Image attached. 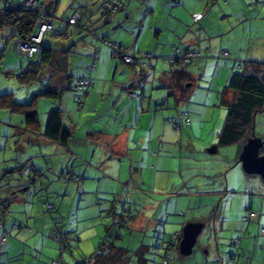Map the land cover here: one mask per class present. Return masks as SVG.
I'll list each match as a JSON object with an SVG mask.
<instances>
[{
	"label": "rangeland",
	"instance_id": "1",
	"mask_svg": "<svg viewBox=\"0 0 264 264\" xmlns=\"http://www.w3.org/2000/svg\"><path fill=\"white\" fill-rule=\"evenodd\" d=\"M47 1L41 0V3L48 7ZM52 1L56 2L55 8L59 7L54 13L58 20L54 28L46 34L44 44L48 48L59 51L56 63L53 66L51 64L46 66L39 79L34 80L27 72L30 68L29 56L17 53L14 48L17 38L11 37L12 31L9 27L1 28L0 95L9 93L18 103L30 102L36 97L39 118H47L50 110L62 109L65 123L70 126H83L87 120L105 113L100 101L96 102L94 107L88 102L83 105V108H79L77 96L73 92H66L62 98L48 97L43 94L45 90H60L63 86L57 78L59 71H56L57 62L61 60L60 51L72 46L85 50L86 45L91 44L92 37L91 35L83 37L75 26H67L65 22L59 21L62 16L72 14L70 4H79L82 0ZM233 2L234 0H219L220 5L229 3L232 9L234 8ZM87 4L83 6L85 5L92 13V15L89 13L91 16L87 15L85 19L90 25L101 24L102 28L112 25L113 17L104 16L100 0H87ZM215 6L218 5L215 4L210 9ZM258 8L263 9L264 14V3L257 4L254 13L258 12ZM235 9H239L238 5ZM174 11L178 12V9ZM188 12L185 11L188 22L185 21L183 27L178 31L175 28V31L167 29L166 35L161 38L163 40L166 36H170L168 42L172 44V48L178 43L183 49L186 44L188 39L186 25L190 26L189 22L192 19V14ZM241 13H243L242 10ZM141 16L140 11L135 22H140ZM164 17L167 16L164 15ZM261 18V27L264 28V15ZM127 21L125 18L117 28L125 39L131 37L129 31L122 32L119 29L124 28ZM131 21H133L132 18ZM168 21L170 20H163V22ZM250 23L251 20L246 22V27L251 26ZM240 28L242 29L240 26L238 31L241 32ZM64 32L68 33L67 38L57 36ZM235 33L237 32L231 34ZM181 37L184 38V42L181 41ZM248 37L246 41L241 40L239 44L241 48L237 51V55H221L224 50L221 49L220 52L212 51L213 56L196 57L189 63L178 64V69L185 68L191 75V79L187 81L189 97L178 108L180 111L191 112V124L183 125L179 132L171 122L175 144L173 146L164 145L161 155L165 156V162L159 164L161 171L158 173L154 172L155 150L152 149L150 170L143 168L144 164L140 165L143 169L142 178L135 180L134 176V180L132 179L130 168L133 161L123 156L122 170H120L121 180L104 176L99 180L94 179V181H89L93 190L83 195L78 194L77 191L66 194L62 185L68 187L70 184H64L57 178L49 180L48 176H39L42 182L38 181L37 188L28 181H24L22 182L23 188L13 193L9 192L6 186L14 184L20 173L18 171L11 173L16 177L11 183L1 180L0 264H79L90 260L99 252L102 242L107 244L114 242L117 246L128 250L123 264H137L136 251L142 247L149 264H161L165 249L159 250L158 244L168 245L178 232V227L183 230V227L190 222L204 224L193 253L183 255L180 248H176L175 253H179L182 259L193 263L198 261L200 256L212 257L213 248L219 258V262L216 261L217 264H222V259L223 264H231L229 253L232 249L229 241L223 240V238H230V230H226V233L222 232L228 229L226 223L229 226L234 225V221L228 218L230 212L238 214L242 209V212L247 213L245 211L247 208V218L250 210H257L260 216L249 220L250 222H246L244 218L246 228L237 237L241 240V247L233 252L252 257L250 264H264L262 247L264 235L259 233L261 226H264V179L260 175L245 172L241 161V153L245 144L221 146L217 152H210L212 147L218 146V134L227 116L224 102L226 98L228 99V95L223 94L224 87L234 73L245 70L242 67L243 64L248 65L250 61L264 62V34H258L255 31L249 38L250 41ZM237 41L236 47L239 46ZM148 42H151L150 38L147 39ZM124 43L127 45L129 41H124ZM159 59L163 64L168 62L164 61L162 56ZM118 62L119 60L111 58L110 50L104 62L103 51L98 68L107 63L111 71L109 77L114 75L120 77L121 75L116 71ZM60 71L63 72L61 68ZM97 72L98 69L93 75L95 76ZM93 108L99 110L93 111ZM10 117L19 120L23 118L22 115L12 113L9 109L0 108V132L11 127L8 121ZM254 134L257 138L264 140V111L256 116ZM20 136L17 138L16 136L4 137L1 140L0 177L2 178L6 171L10 172L17 166L19 152L22 150L23 153L29 152L23 140L19 143ZM40 160L41 158L38 159ZM24 172L29 173L28 166ZM123 183L129 184V191H126L125 195H119L124 193ZM99 184L101 185L100 190L97 188ZM77 185L76 182L71 184L72 187ZM49 186H61V191L50 192ZM2 199L9 200L10 208H7L11 210L10 212L2 206ZM48 204L52 205V209L48 208ZM223 213L226 223H223L222 229ZM134 216L137 219H134ZM122 217L130 218V221L126 226H117L116 224L121 221ZM54 230L64 231L67 234L68 239L65 245L55 238ZM217 239L224 242L225 255H223L224 252L218 254ZM222 247L220 244V249ZM207 249L209 253L206 252ZM172 261L175 262L174 259Z\"/></svg>",
	"mask_w": 264,
	"mask_h": 264
},
{
	"label": "crops",
	"instance_id": "2",
	"mask_svg": "<svg viewBox=\"0 0 264 264\" xmlns=\"http://www.w3.org/2000/svg\"><path fill=\"white\" fill-rule=\"evenodd\" d=\"M125 2L126 9L113 16L111 21L112 25L102 28V25L98 24L95 27L99 29L102 28L98 31L101 37L106 36L124 45H126L124 41H129L127 45L130 47L132 53L148 51V53L153 56L151 59L153 64L152 68L147 71L143 70L140 65L134 67L119 61L116 65V71H118L121 76L116 77V75H114L110 78L109 73L111 71L108 69L109 65H107V63L98 68L102 52L104 51L105 62L107 54L109 55V48L91 37L92 45H90L89 48L85 50L74 48L73 52L68 54L64 60L62 59L64 55H62L61 60L57 62L58 69L56 71H59V73H57V78H59L61 84L64 85L68 76L72 80L76 77L87 76V67L92 62L94 47H100L98 63L95 68V70L98 69V72L95 76L93 75L95 70L91 73V76L94 78V86L83 95V105L90 102L94 107L96 102L98 103L100 101L99 103H102L105 113L98 114L91 118V120H87L86 124L83 126H70L64 122L73 132V136L67 145H62L44 135L47 121L46 117L44 119L40 118V129L38 132L20 130L25 126L24 118H20L19 120L13 119V117L8 119L11 127L0 132V147L2 145L1 140L4 137L16 136L17 138L21 135L19 143L23 140L24 146L29 149L28 153H23V150L19 152L17 166L31 159L27 165L29 170L32 169V167H40V169L45 170L51 169V171L49 170L44 176H48L47 178L49 180L55 178L59 180L63 172H70L80 176L81 180L80 182H76L78 184L76 187L71 186L75 181L64 183L70 184L68 187H63L62 185L66 194H70L72 191H77V193L81 195H83V193H88L93 190L90 187L92 184L89 183V181H94V179L99 180L102 176L108 177L109 179L113 177L114 180H121L122 176L120 170H122L121 162L123 156L129 157V159L133 161V165L130 168V174L133 180L134 176L135 180L142 178L143 169L140 165L144 164L142 167L150 170L149 163L151 161L152 149L155 150V155L153 156L155 158L154 172L156 174L161 171L159 169V164L165 162V156L161 155L164 145L171 144L173 146L175 144L174 137L172 136L174 131L170 119L176 116L180 105L176 103L174 97L169 96L170 86L175 82V79L172 77V72L178 69V63L166 61L169 65L167 63L163 64L161 59H159V57L162 56L165 61V57L173 55L178 43L174 44L172 48V44L168 42L170 36H166L163 40H161V38L163 35H166L165 31L167 29H170V31H175L176 29V31H178L179 28L183 27V24L185 25V21L188 22L185 11H189L192 14V19L189 22L191 25H186L188 28L186 34L188 39L185 37L187 41L183 49L198 48L203 51L211 50L219 52L221 49H225L229 52V56L230 54L237 55V51L241 48L239 45L241 40L246 41L248 35H250L248 37L249 39L255 31H257L258 34H264V28L261 27V17L264 15L263 9L258 8V12L254 13L256 5L261 2L264 3V0H234L233 9L229 7V3L227 5H220L219 1L215 3L218 6L210 9L211 6L215 5L211 4L210 0H125ZM47 3L50 11L54 13L58 11L59 7L55 8L56 2L48 0ZM85 3L88 5L87 0H82L79 4H70L72 14L76 11L80 12L81 10L91 13L85 5L83 6ZM237 5L239 9H235ZM174 9H178L179 13L174 11ZM241 10L243 13H241ZM140 11L142 15L141 23L135 22ZM165 11L166 13L164 14ZM168 11H170V14H168ZM204 11L206 12L203 18L199 21H195L193 15L204 13ZM237 11H239L238 14L236 13ZM164 15L167 17H164ZM125 18L128 20L127 24L124 28L119 30L122 32L129 31L131 37L127 39L122 37L121 33L117 30L124 22ZM131 18L134 22L131 21ZM164 19L170 21L163 22ZM249 20H251V26L246 27L245 24ZM106 23V20H104V24ZM240 26L242 27V29L240 28V30H242L241 32L238 31V27ZM235 31L237 33L231 34ZM149 38L151 42L147 43V39ZM236 40H238L237 45H239L237 47ZM181 41L184 42L183 37H181ZM145 43H147V45H144ZM111 58L114 57L111 56ZM59 65L63 72L60 71ZM60 73L62 75H60ZM123 75L125 76L123 77ZM164 98H167V107L160 109L157 107V104ZM98 110V108H93V111ZM169 137L172 138L170 139ZM40 158L41 160L38 161ZM134 164L136 166H134ZM93 170L95 172H93ZM10 175L11 178L9 181L7 180V182L11 183L16 177H14V174ZM22 182V176L19 175L14 184L6 187L11 193L18 192L23 188ZM123 184L122 189L124 193L119 195H125L126 191H129V184ZM97 188L100 190L101 185L99 184ZM48 189L50 192H60L61 186H49ZM99 190L97 192H99ZM1 202H7V207L10 208L9 200L2 199ZM2 206L5 207L4 204H2ZM9 208H7V210L10 212L11 210H9ZM245 211H247V213L242 212V209L238 214L230 212L228 218L234 221V225L230 226L226 223L224 213L222 214L223 220L221 228L223 229V223H226L228 227V229H224L222 233H226V230H230L231 235L229 236L230 238H223V240L229 241L230 246L232 240L237 238L239 233L246 228L245 221L250 222L247 220L248 208ZM253 211L257 213L253 219H257L260 216L259 212L257 210ZM15 225L16 224H14V226ZM263 227L264 226H261L259 230V233L262 235H264L261 232ZM249 229L251 230V226ZM176 234H178L179 243L182 237V230H180L179 227ZM220 244L223 246L222 249H220ZM216 245L218 254H222L225 251L224 242L217 239ZM262 247L264 249V245ZM176 248H179V244L173 248L170 253V264H215L216 261L219 260L216 256V252L212 248L211 253L213 258L211 256L210 258L209 256H200L198 261L191 263L186 259H182L179 253L176 254ZM231 249L229 258H231L233 254L236 256L235 262L232 258L230 259L231 264H250L252 257L249 255L243 256L242 253L236 254L233 251L237 249H233L232 247ZM206 252L209 253V249H207ZM225 253L226 252H224L223 255H225ZM143 256L146 257L144 253ZM173 259L175 262L172 261ZM221 262L222 264L224 263L223 259ZM145 264H149L148 261Z\"/></svg>",
	"mask_w": 264,
	"mask_h": 264
},
{
	"label": "trees",
	"instance_id": "3",
	"mask_svg": "<svg viewBox=\"0 0 264 264\" xmlns=\"http://www.w3.org/2000/svg\"><path fill=\"white\" fill-rule=\"evenodd\" d=\"M10 1H16V0H10ZM123 3V6L118 7L116 10H112L109 8L106 4L105 0H100L101 7L103 10L104 16L113 17L116 14L124 11L126 9V2L125 0H121ZM219 0H210L211 4L217 3ZM39 4L43 6V8L52 15L55 20L52 29L54 28L55 23L57 22L58 18L54 15V12L50 11L49 8L43 3H41V0H39ZM87 8V7H86ZM90 12L81 10L76 11L70 16H62L59 21H63L67 24V26H75L81 35H91L94 39L101 42L104 46L109 48L111 56L114 57V59H117L119 61H122L125 64L131 65V66H141L143 70H150L153 66L151 59H150V65L148 66L146 64V59L141 58L139 61L136 62H126L125 59L122 56H114V51L112 47L108 43H113L118 45L120 48L126 51V54L129 56H137L141 54L144 51H139L137 53H132L130 51V47L127 45L121 44L115 40L109 39L106 36L101 37L98 33L99 28H96L94 25H90L89 22H87L85 19L87 15L91 16L89 14ZM75 14H79V19L77 20L76 24H69L66 22L67 19L73 17ZM199 14V13H197ZM203 16L205 15V12L202 13ZM196 15V14H194ZM193 15V18H194ZM202 16V18H203ZM201 18V19H202ZM40 19V15L37 12L34 11H28L23 9H12V10H2L0 9V29L3 27H9L11 29V37L17 38V41H24L29 34H31L34 31H37L36 29V23ZM195 21L196 20L194 18ZM51 29V30H52ZM50 31V30H49ZM48 31V32H49ZM46 32V34L48 33ZM45 34V36H46ZM67 32H64L62 34H57L59 37H65L67 38ZM45 39V37H44ZM84 44H86V41L83 40ZM90 42L92 45V40L90 39ZM16 43V41H15ZM76 43V42H74ZM73 43V44H74ZM90 45H86L87 48H89ZM96 46V45H95ZM15 48V44H14ZM74 48L73 46L70 48H66L65 50L60 51L62 59H66L68 54L73 52ZM16 51V50H15ZM190 51H198L200 53L201 57H209L213 56V52L211 50H201L198 48H186V49H180L179 45L175 47V52L173 55L165 57L166 61L172 62V63H189L191 60L184 62L181 58L183 54H186ZM224 51V53H223ZM225 49L222 50V55L225 54ZM17 52V51H16ZM59 51L55 50L54 48H48L44 42L41 46V51L39 53H36L34 57L30 58V68L27 70L28 75L31 74V77L36 80L39 79L42 72L46 69V66L48 65H54L57 53ZM228 52V51H227ZM19 53V52H17ZM100 53V47L96 46L94 47L93 57L91 64L87 67L88 75L84 77H76L75 79H71L69 76L66 78V82L62 86L60 90H45L43 92L44 95L48 97H54V98H61L63 94L67 91H72L73 93L77 94V102L79 103V108L83 107L84 99L83 95L87 93L93 86H94V78L91 76V73L93 70H95L96 65L98 63ZM148 53V52H146ZM23 54V53H19ZM96 54L97 57H96ZM27 55V54H26ZM229 56V52L227 54ZM172 56H175V59L172 60ZM2 57V54L0 53V58ZM196 58V57H195ZM39 59V61H38ZM37 61V62H36ZM66 64V61H65ZM242 67L245 68L243 72H237L234 73L230 79L228 84L223 89V94L228 95V99H225V106L227 108V116L225 119L224 126L220 133L218 134V148L221 146H228V145H234V144H246L247 141L254 135V124L256 116L259 112L264 111V62H258V61H250L248 65L244 64ZM27 74V73H26ZM172 77L175 79V82L170 86L169 90V96L174 97L177 104H181L182 102L186 101L189 97V89L187 81L191 79V75L185 68H179L172 72ZM92 79L93 84L88 88H80L76 89V84L79 80H85V79ZM42 94V93H41ZM36 98V97H35ZM35 98H33L30 102L25 103H18L14 100L13 96L9 93L1 94L0 95V108H6L9 109L12 113H17L23 116L25 126L22 127L20 130L25 131H31V132H38L40 129V118L38 113V106L36 103ZM158 108H166L167 107V98L162 99V101L157 104ZM184 112L188 111H180L178 109L176 116L172 117H179L181 120L180 128L176 129L180 131L183 125H190V114L189 111V122L186 121V116L183 115ZM63 110L62 109H53L50 110L47 113V121L45 125V131L44 135L52 140H55L59 142L62 145H67L69 140L73 136V132L71 129L64 124V118H63ZM172 118L170 119L172 122ZM173 123V122H172ZM31 159H29L26 163L19 164L14 168V170H11L10 172L5 173V175L0 177V181H9L11 178V173L13 171H18L20 175L22 176V180L28 181L32 186L37 188L38 181L41 183L42 180L39 178V176H45L47 172L51 169L45 170L40 169V167H32V169L28 172H24L26 170L27 165ZM63 183H71L73 181L80 182L81 177L75 174H72L70 172H63L59 178ZM24 185H22L23 187ZM2 187V184H0V188ZM5 205V208H7L8 204L2 203ZM49 209H52V205H48ZM7 210V209H6ZM130 218L122 217L121 221H119L116 225L117 226H126ZM134 219L135 216H134ZM247 220H252L248 219ZM262 232V229H261ZM53 234H57L56 238L61 244L65 245L67 241V234L63 232H59L57 230L53 231ZM5 238V237H4ZM116 238H119V236H116ZM175 238V241L173 239ZM172 238L171 242L168 245H165V243H159L158 249L163 250L165 249V256H163L161 264H170V253L172 252L173 248L178 246V234L175 235V237ZM237 239V238H235ZM234 240V239H233ZM232 240V241H233ZM145 247V245H144ZM231 247L233 249H239L241 245L238 247H235L232 245ZM144 248H138L136 251L137 255V263L138 264H145L148 259L143 256V250ZM128 250L125 248H121L117 246L114 242H110L107 244L106 242H102L100 246V251L97 252L90 260H87L83 263L79 264H123L124 258L126 257V252ZM233 261H236L235 254L231 257Z\"/></svg>",
	"mask_w": 264,
	"mask_h": 264
},
{
	"label": "built area",
	"instance_id": "4",
	"mask_svg": "<svg viewBox=\"0 0 264 264\" xmlns=\"http://www.w3.org/2000/svg\"><path fill=\"white\" fill-rule=\"evenodd\" d=\"M106 4L109 8H111L113 11L116 10L118 7L123 6V3L121 0H105ZM0 9L2 10H12V9H23L28 11H34L39 13L40 19L36 23V29L37 31L32 32L29 34V36L24 41H16L15 43V50L19 53L27 54L29 57H34L36 53H39L41 51V46L44 42V37L46 32L52 29L55 18L50 15L41 4H39V0H16V1H10V0H0ZM203 16L202 13L194 15V18L196 20L201 19ZM79 19V14H75L73 17L66 20L69 24H76L77 20ZM110 47H112L114 51V56H122L126 62H136L139 61L141 58L146 59V64L149 66L151 54L142 52L141 54L137 56H129L126 54V51L120 48L118 45L113 43H108ZM225 54H228L227 51H225ZM98 54H96L97 57ZM200 53L197 51H190L186 54H183L181 56L182 60L184 62H187L191 60L192 58L199 57ZM175 59V56H172V60ZM39 61V59H38ZM37 62V61H36ZM93 84V80L88 78L85 80H79L76 84V89L80 88H88ZM183 115L186 116V121L189 122V113L184 112ZM172 122L174 124V127L176 129L180 128L181 120L179 117L172 118ZM257 213L253 210H250L249 212V218L253 219ZM262 233L264 234V227L262 228ZM55 238L57 237V234H54ZM241 243V240L239 238L234 239L232 241V245L235 247H238Z\"/></svg>",
	"mask_w": 264,
	"mask_h": 264
},
{
	"label": "water",
	"instance_id": "5",
	"mask_svg": "<svg viewBox=\"0 0 264 264\" xmlns=\"http://www.w3.org/2000/svg\"><path fill=\"white\" fill-rule=\"evenodd\" d=\"M218 147L210 149L211 153L217 152ZM241 161L245 172L257 174L264 179V140L257 138L255 134L244 145L241 153ZM204 229L200 222L187 223L182 230L179 248L183 255H191L197 243L198 236Z\"/></svg>",
	"mask_w": 264,
	"mask_h": 264
}]
</instances>
